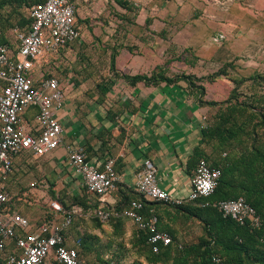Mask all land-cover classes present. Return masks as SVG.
Returning <instances> with one entry per match:
<instances>
[{
  "label": "crops",
  "instance_id": "1",
  "mask_svg": "<svg viewBox=\"0 0 264 264\" xmlns=\"http://www.w3.org/2000/svg\"><path fill=\"white\" fill-rule=\"evenodd\" d=\"M73 1L80 37L58 54L45 53L34 73L36 78H59L65 90V105L58 111L63 144L45 155L26 151L14 157L15 169L5 184L12 198L0 214L16 211L37 223L62 216L52 201L89 209L99 204L101 197L87 190L70 165L67 145L84 148L100 168L115 160L120 180L105 196L112 206L139 196L135 182L146 158L156 164L161 186L188 200L196 149H212L202 137L209 107L200 102V89L180 76H209L227 64L229 76L263 73L264 0H231L227 8L213 0ZM36 3L3 10L0 38L13 55L18 33L30 29L29 11ZM220 32L226 38L217 43L213 37ZM138 76L143 78L132 80ZM203 84L208 92L204 98L211 100L212 83ZM235 87L228 79V88ZM36 113L30 107L23 114L31 128ZM148 206L159 215L160 229L172 232L180 243L197 242L204 235L201 221L188 212L167 203ZM84 216L89 232L104 234L94 228L89 213ZM120 218V224H107L114 234L119 226V251L125 237L133 245L138 231L132 219ZM7 247L14 250L15 242Z\"/></svg>",
  "mask_w": 264,
  "mask_h": 264
},
{
  "label": "built area",
  "instance_id": "2",
  "mask_svg": "<svg viewBox=\"0 0 264 264\" xmlns=\"http://www.w3.org/2000/svg\"><path fill=\"white\" fill-rule=\"evenodd\" d=\"M224 8L231 0H213ZM31 25L18 33L19 48L11 54L9 45L0 38V209L12 196L6 189L8 177L15 169L14 157L26 151L45 155L63 144L64 127L58 116L66 101V93L55 76L34 77L38 60L45 53L58 54L76 41L80 35L77 26L76 5L73 0H45L30 7ZM226 38L222 32L213 37L217 43ZM36 107L35 127H29L24 112ZM69 163L82 179L88 191L101 197L97 207L85 211L75 205L66 210L59 201L51 206L62 218L43 219L32 223L30 218L13 211L0 214V264H83L69 239L71 226L77 215L89 213L102 222L120 217L134 221L138 230H149L153 244H170L172 235L159 228V217L151 210L145 212L147 202H164L180 205L187 199L173 195L160 184L159 172L151 158L144 160L138 172L135 189L143 199H134L122 210L110 205L105 196L117 188L120 180L115 171V160L110 158L103 168L88 160L82 147L67 145ZM221 175L206 159H201L192 177V190L188 200L211 195ZM35 183H32L34 186ZM225 216H231L241 224L259 226L261 218L257 210L244 197L222 200L218 204ZM9 241L15 249L9 251ZM156 251L158 247L155 246ZM216 264H230L217 259Z\"/></svg>",
  "mask_w": 264,
  "mask_h": 264
},
{
  "label": "trees",
  "instance_id": "3",
  "mask_svg": "<svg viewBox=\"0 0 264 264\" xmlns=\"http://www.w3.org/2000/svg\"><path fill=\"white\" fill-rule=\"evenodd\" d=\"M41 1L44 0H0V22L4 19L3 10L7 6H20ZM227 65L209 76L183 74L180 78L188 79L194 88L200 89L202 95L205 87L197 85L196 80L206 78L210 81L217 76H226L228 75ZM141 78L143 77L138 76L132 80L137 81ZM167 80L173 82L176 79L167 78ZM233 91H238L237 86ZM200 102L220 106L227 103L226 107H221L215 120L209 121L202 129L203 142L212 149L211 153H207L201 147H198L195 153V160H197L195 168L201 159H206L212 167L220 169L221 175L211 195L186 200L180 205H168L198 218L204 227V235L197 242L180 243L175 235L169 232L173 241L164 245L151 243L149 230H138L132 241L131 250L144 261L137 259L133 264H216L217 259L230 264H264V95L257 98L249 96L245 101L228 100L222 103L215 100L205 102L202 95ZM138 195L133 199H124L118 204L117 209L129 207L134 199H143L140 193ZM239 197H244L257 210L261 218L259 226H252L249 223L241 224L235 218L225 216L218 206L222 200ZM149 203L164 202H147L145 212L148 211V213L151 211ZM75 205L78 204H63L66 210ZM84 210L88 211L89 208L84 206ZM84 215L85 213L76 216L69 236L71 241H75L74 247L83 264L84 253L92 249L88 241L99 238V235L86 229L83 222L86 219ZM91 216L94 228L102 229L105 235L121 237L122 233L118 232L119 226L116 228V234L107 226V224L114 225L115 222L120 224L121 218L102 222L98 217ZM121 245L124 249V244ZM155 246L158 247L157 251ZM120 257L121 255L118 254L116 264L121 263Z\"/></svg>",
  "mask_w": 264,
  "mask_h": 264
},
{
  "label": "rangeland",
  "instance_id": "4",
  "mask_svg": "<svg viewBox=\"0 0 264 264\" xmlns=\"http://www.w3.org/2000/svg\"><path fill=\"white\" fill-rule=\"evenodd\" d=\"M228 69V65L226 66ZM242 78L244 80H242ZM225 79V80H221ZM228 79L237 86L238 91H233L228 88ZM210 80V79H209ZM221 80V81H220ZM208 80L205 78L203 80H196L197 85H204L203 83H207ZM209 82L212 85L208 86L209 91L211 92L212 99H205L207 92V88L204 85L205 89L203 99L204 101H218V103L226 102L228 100L232 101H245L249 98V96L260 97L264 95V72L260 74H248V75H226V76H217L214 80H210ZM209 107L207 112V121H214L215 116L220 111L221 107H226L227 103H224L222 106L220 105H209L208 103H204ZM98 239H90L88 241V245L93 249L88 253H84V264H116L118 260V254L121 255V263L120 264H133L135 260L144 259L134 253L131 250L127 242L128 239L126 237L123 240L124 249L121 252L116 250L119 246V239L114 236L108 235H99Z\"/></svg>",
  "mask_w": 264,
  "mask_h": 264
}]
</instances>
